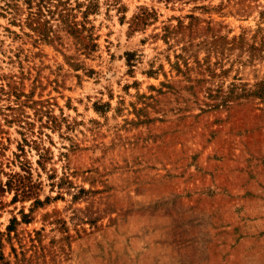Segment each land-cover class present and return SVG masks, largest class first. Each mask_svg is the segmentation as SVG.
I'll list each match as a JSON object with an SVG mask.
<instances>
[{
    "label": "rangeland",
    "instance_id": "rangeland-1",
    "mask_svg": "<svg viewBox=\"0 0 264 264\" xmlns=\"http://www.w3.org/2000/svg\"><path fill=\"white\" fill-rule=\"evenodd\" d=\"M9 179L0 264H264V0H0Z\"/></svg>",
    "mask_w": 264,
    "mask_h": 264
},
{
    "label": "trees",
    "instance_id": "trees-1",
    "mask_svg": "<svg viewBox=\"0 0 264 264\" xmlns=\"http://www.w3.org/2000/svg\"><path fill=\"white\" fill-rule=\"evenodd\" d=\"M50 7H48V10H49ZM50 11V10H49ZM60 16L61 18L65 21V22H69L68 20V17L63 14V13H60ZM68 25L73 28L74 31H77L78 30V27H77V22H73V23H68ZM37 27V26H36ZM14 181L13 179H9L7 181V183L3 184V183H0V192L4 191L5 190V186H8L9 188H11V185H13ZM16 186H18V188L20 187H23L22 189V192H26V187H25V184L22 182V180H19L18 183L16 184Z\"/></svg>",
    "mask_w": 264,
    "mask_h": 264
}]
</instances>
